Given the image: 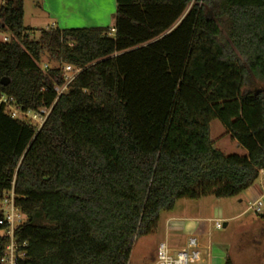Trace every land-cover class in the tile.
<instances>
[{"label": "trees", "instance_id": "1", "mask_svg": "<svg viewBox=\"0 0 264 264\" xmlns=\"http://www.w3.org/2000/svg\"><path fill=\"white\" fill-rule=\"evenodd\" d=\"M32 31L24 0H4L0 96L52 106L39 129L0 105V201L14 186L26 217L17 264H129L180 199L235 197L259 178L264 0H117L113 26ZM65 65L81 72L59 96ZM214 119L246 154L215 147Z\"/></svg>", "mask_w": 264, "mask_h": 264}, {"label": "crops", "instance_id": "2", "mask_svg": "<svg viewBox=\"0 0 264 264\" xmlns=\"http://www.w3.org/2000/svg\"><path fill=\"white\" fill-rule=\"evenodd\" d=\"M40 9L42 13L34 15L28 23L26 0H24L25 26L33 29L35 26H43L42 29H69L75 26L74 22L83 23V28L113 26L117 0H107L104 3L102 0H42ZM43 14L45 17L42 16ZM5 36L9 34L5 33ZM263 194L264 181H261L255 182L235 197L209 196L199 200L180 199L173 210L162 212L160 215L157 231H160L163 239H160L158 244L165 242L172 250H178L186 245L190 237H196L203 257L201 264H227L228 261L232 264H241L246 255L258 264H264V223H255L257 228L245 227L244 232L238 234L225 235L215 232V229L227 228L231 222L237 223L239 219L244 218L249 207L243 210L238 209L237 205L250 204ZM223 199L235 200L223 202ZM217 219L222 220V228L216 227ZM251 221L255 219L252 218ZM156 249L153 259H156Z\"/></svg>", "mask_w": 264, "mask_h": 264}, {"label": "built area", "instance_id": "3", "mask_svg": "<svg viewBox=\"0 0 264 264\" xmlns=\"http://www.w3.org/2000/svg\"><path fill=\"white\" fill-rule=\"evenodd\" d=\"M115 29L109 32V36H113ZM2 41H10L9 36H5ZM46 68L47 65H44ZM66 84L63 87H56L55 90L60 96L67 90L68 85L73 79L81 72L80 68H74L71 65L62 67ZM0 105H3L6 111L13 118H21L28 120L37 125L40 129L48 118L51 107H43L38 111H24L21 107L16 105L12 97L5 95L0 96ZM264 176V168L259 171V177ZM15 190L14 186L11 190L5 193L4 198L0 201V210L3 212L4 217L0 220V224L6 223L8 226L7 233L10 236V241L6 246L5 253L1 258L3 264H17L18 259H23L26 256L25 250L22 248L27 246V243L19 244L15 238V231L26 222V217L15 203ZM249 209L254 210L257 214L264 216V194L257 200L249 204ZM217 228L223 227V222L220 219L215 221ZM203 261L200 245L196 237H190L186 245L178 250H172L167 243H159L156 250V264H201Z\"/></svg>", "mask_w": 264, "mask_h": 264}, {"label": "rangeland", "instance_id": "4", "mask_svg": "<svg viewBox=\"0 0 264 264\" xmlns=\"http://www.w3.org/2000/svg\"><path fill=\"white\" fill-rule=\"evenodd\" d=\"M2 1L4 0H0V4L2 3ZM106 1L107 0H102V3ZM41 4H42V0H26L27 22L28 23H29L30 18H32L34 15L42 13L40 12ZM42 16L45 17L44 14ZM73 25H75L73 26V28H83L84 27L82 26L83 23H80V22H74ZM42 28L44 27L35 26L33 29L34 31L31 32V37L37 39L40 35V30ZM4 35L5 33H0V40H2ZM44 61L48 62V59L46 56L44 57ZM46 64L47 63H44L43 65H46ZM50 65L52 66L54 64L51 63ZM211 139L213 140L215 147L217 149H220L226 155L246 154V150L241 145H239V143L236 140H234L229 134L226 133V129L219 119H214L211 122ZM261 181H264V176H260L256 182L258 183ZM223 200H224L223 202H233V200L235 199H223ZM237 206H238L237 207L238 209L246 210L249 207V204H241ZM252 218L255 219L256 222L251 221ZM263 221H264V218L260 214H257L254 210L249 209V211L246 212L244 218L239 219L237 223L231 222L230 226H228L227 228H223L221 230L215 229V232L225 234V235H229V234L231 235L232 233L238 234L241 231L244 232L245 227L257 228L258 226L254 224L257 222L259 224H262L264 223ZM160 239H163V236H161L160 231H157V230L152 234L143 235L137 238V240L135 241L133 250H132L130 263L131 264H156V259H153V254H154L155 248H157L159 245L158 242ZM241 264H258V263L254 261V259L252 260L249 259L248 255H246L243 257Z\"/></svg>", "mask_w": 264, "mask_h": 264}, {"label": "water", "instance_id": "5", "mask_svg": "<svg viewBox=\"0 0 264 264\" xmlns=\"http://www.w3.org/2000/svg\"><path fill=\"white\" fill-rule=\"evenodd\" d=\"M9 81H10L9 78H3L1 82H2L4 85H6V84L9 83Z\"/></svg>", "mask_w": 264, "mask_h": 264}]
</instances>
